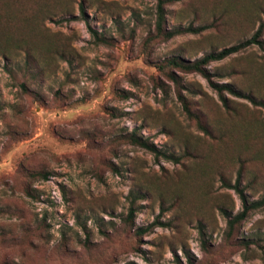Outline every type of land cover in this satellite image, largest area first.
Masks as SVG:
<instances>
[{
    "label": "rangeland",
    "instance_id": "obj_1",
    "mask_svg": "<svg viewBox=\"0 0 264 264\" xmlns=\"http://www.w3.org/2000/svg\"><path fill=\"white\" fill-rule=\"evenodd\" d=\"M158 16V0H0V264H264V205L229 224L238 179L264 197V49L207 65L240 92L228 107L169 63L252 38L264 0Z\"/></svg>",
    "mask_w": 264,
    "mask_h": 264
},
{
    "label": "trees",
    "instance_id": "obj_2",
    "mask_svg": "<svg viewBox=\"0 0 264 264\" xmlns=\"http://www.w3.org/2000/svg\"><path fill=\"white\" fill-rule=\"evenodd\" d=\"M166 1L167 0H158V10H159L158 28H159V31L162 28V23H163V20H164V4H165ZM263 29H264V23H262L260 25L259 29L252 36V38L247 39L245 41H242V42H240L238 44L225 47V48H223V49H221L219 51H212V52L206 53L202 57H200V58H198V59H196V60H194L192 62H188L187 63V62H184L179 57L178 58L177 57H172L169 60V63L174 65V66H177L179 68L185 69V70L197 71V72L201 73L219 91L221 99H222L224 105L228 107V99L224 95V91L227 90L230 93L238 95V96H240L241 94H240L239 91L235 90L231 85L220 86V85L215 84L212 81L211 75H210V73H209V71L207 69V65L210 62H212V61L222 60V59L230 56L233 53H237L240 50L248 47L250 44H257L261 48L264 49V40L262 39ZM90 30H91L92 35L95 37V39L97 41L106 42L105 38L100 37L96 30H94L92 28ZM187 30L198 31L197 29H193L192 27H189L188 29L179 28V29H175L173 31H168L165 36L166 37H171L174 34H178V33L182 32V31H187ZM247 97L250 98L251 100H253L250 96H247ZM254 102L255 103H262L263 101L256 102L254 100ZM187 110L189 111L188 107H187ZM123 137L128 142H130V143H132L134 145L143 147L145 149H148V150L154 152L157 156L161 152V151H159L157 149V147L154 145L153 142H151L147 138H144V137L140 136L138 134V132L135 131V130L130 132V133L125 134ZM166 156H168V155H166ZM43 176H47V175L45 173H43ZM234 186H235V189H236V191L239 194V197L241 199L242 210L240 212H238L234 217L229 219V224H230L231 227L234 225V223H236L238 221H241L244 218H246V216L248 215V213L251 210H253L255 208H258V207H261V206L264 205V197L262 199L256 200V201H250L247 198L244 190L240 187L239 179L237 180V182H236V184ZM134 204H135V196H133L132 203H131V206H130V212H129V216L130 217L133 216V214H134V212L136 210V207H134ZM222 211L226 215H229L228 212L226 211V209L223 208ZM160 224H161V222L156 220V221L152 222L151 224H149L147 226L138 227L137 228V233L139 235L145 234L146 232H149L154 226L160 225Z\"/></svg>",
    "mask_w": 264,
    "mask_h": 264
}]
</instances>
